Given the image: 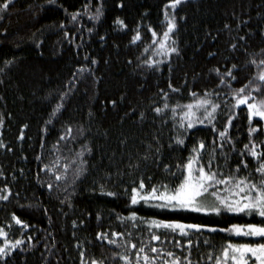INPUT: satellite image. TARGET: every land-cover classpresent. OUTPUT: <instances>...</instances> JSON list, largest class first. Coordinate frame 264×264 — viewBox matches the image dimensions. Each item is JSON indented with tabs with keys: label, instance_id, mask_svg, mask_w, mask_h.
Instances as JSON below:
<instances>
[{
	"label": "trees",
	"instance_id": "trees-1",
	"mask_svg": "<svg viewBox=\"0 0 264 264\" xmlns=\"http://www.w3.org/2000/svg\"><path fill=\"white\" fill-rule=\"evenodd\" d=\"M171 2L0 0V196L8 197L0 199V229L7 234L0 246L22 241L0 264H123L114 253L136 264L141 247L156 264L171 260L167 252L188 256L191 264H215L227 243L260 239L219 231L260 223L259 216L130 203L140 181L144 192L177 185L194 155L223 177L259 179V162L244 145L251 141L264 152V130L250 137L246 106L233 105L236 90L250 80L248 90L260 83L255 78L262 69L251 61L264 59V0H182L175 8ZM170 20L176 28L166 45L177 51L162 54ZM205 93L219 105L215 119L181 127L186 109L174 115L172 108ZM58 104L63 107L54 112ZM197 115L204 119L203 109ZM201 141L204 149L193 153ZM217 187L226 195V185ZM204 203L216 201L207 196ZM132 212L136 219H125ZM153 219L218 230H189L185 237L151 227ZM101 233L121 246L98 238ZM153 234L161 239L152 240Z\"/></svg>",
	"mask_w": 264,
	"mask_h": 264
},
{
	"label": "snow or ice",
	"instance_id": "snow-or-ice-1",
	"mask_svg": "<svg viewBox=\"0 0 264 264\" xmlns=\"http://www.w3.org/2000/svg\"><path fill=\"white\" fill-rule=\"evenodd\" d=\"M50 3L54 0H49ZM182 0H172L171 7L175 8L179 5ZM9 3H4L2 8L7 9ZM101 14L100 9H97V17ZM72 19H76V15L72 16ZM117 23L123 24V21H117ZM176 28L174 20H170L168 23V30L164 32V39L159 43V50L162 54H167L169 52H176L175 47H167L166 41L169 39V33H171ZM153 36H156V33H152ZM140 34L137 33L134 37V40H139ZM174 43V41H173ZM235 47V45H233ZM264 53V50H262ZM95 63V61H93ZM151 66L150 61H145ZM252 64L256 65L262 70L258 73L257 79L260 83L255 87H252L251 90H248L253 84V81L250 80L248 84H245L243 87L236 90L234 94L235 104L234 108H241V106H246L247 110V120L249 123V136L257 133L262 129L260 126L261 122H264V59L260 60L257 64L256 60L251 61ZM236 68V65L232 66ZM217 74L219 69H216ZM226 75L231 77L232 80H235L236 77L232 74V71L229 70ZM221 83H225L223 77L221 78ZM171 87V85H170ZM248 90V91H246ZM177 91V89H173ZM253 92L258 95H253ZM196 93H192L193 97H196ZM209 94L205 93L204 97L198 98L194 103H190L184 106L176 105L172 108V112L175 115L177 108L186 109L181 112V121L180 126L184 127L185 122H187V128H193L196 123H204V120H208L209 123L215 119V112L219 105L213 103L207 98ZM63 107L62 104H58L57 108L54 110H59ZM164 108H168V104L164 105ZM203 109L204 119H201L197 112ZM164 109L157 107L155 111L161 113ZM228 121V125L231 126L232 119ZM258 118V119H257ZM50 122V121H49ZM255 122L256 126H253ZM67 135L71 134V129L67 130ZM221 138L227 136V128L219 132ZM60 139H65L61 137ZM177 143L183 144V139H178ZM244 145L245 149L248 150V154L257 159L259 166L255 171L259 174L258 180H252L249 177L238 178L236 176L223 177L222 174L211 171V163L209 162L208 166L199 164V156H191L187 164L183 165L184 173H182V179L177 185L172 188H169L167 185H161L160 188L156 186L151 187L150 190L144 192L145 184L143 181H140L137 187L131 189L130 194V203L132 205H137L141 202L149 204L152 201H155L153 206L160 209H170L173 211H192L197 213H213L220 215L222 211L234 214H244L247 216H259L261 218L260 223H247L244 225L233 224L230 228L219 229V231L230 232L237 236L244 237H255L260 238L256 242H245V243H227L221 249V254L215 258V264H264V152H257L256 145L251 143ZM205 145L201 141L198 148L194 147L192 149L193 153H198L200 150L204 149ZM67 167V166H66ZM244 167L247 168V164H244ZM239 166L237 167V172H239ZM58 180L60 176L56 177ZM218 185H226L223 189V192L226 195H221V190L217 187ZM51 188V185H49ZM109 196H114L115 193L107 192ZM207 196H211L216 201L213 205H208L204 203V200ZM0 199L7 200L6 195L0 196ZM17 224H22V221L13 216ZM125 219H136V213L132 212L131 216ZM26 226V225H25ZM150 226L156 229H165L170 230L171 232H178L181 236H188L189 230H195L200 232L202 229L208 228L207 225L202 224H185L179 221L174 220H156L153 219L150 221ZM209 231L215 232L218 229L208 228ZM7 234L3 229H0V236H6ZM114 236H121L122 233H113ZM98 238L106 239L109 244L116 245L120 247L121 245L117 244L115 239H109L106 234H98ZM152 240L159 241L161 237L159 235L153 234L151 236ZM22 241L17 240L15 243L10 244L7 240L3 246H0V259L7 257L12 249L18 247ZM179 243V242H177ZM188 245L191 246L192 240L187 241ZM208 243V241H205ZM132 249H136V244H131ZM150 251L152 253H157L158 250L156 247H151ZM141 254H143L141 256ZM115 258H118L123 264H132V260L129 255H121L120 253L113 254ZM166 256L170 257L171 260H163V264H191V260L188 256L183 257V260L179 256H175L172 252L165 253ZM83 256V253H81ZM211 258V257H210ZM141 259L144 264H156L157 257H150L145 253V248L141 247L136 252V264H140ZM162 259V257H161ZM83 264V262H82ZM91 264H103V261H98L93 259Z\"/></svg>",
	"mask_w": 264,
	"mask_h": 264
}]
</instances>
